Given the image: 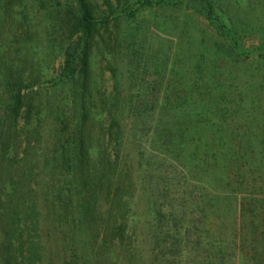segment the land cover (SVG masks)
Segmentation results:
<instances>
[{
	"label": "rangeland",
	"instance_id": "1",
	"mask_svg": "<svg viewBox=\"0 0 264 264\" xmlns=\"http://www.w3.org/2000/svg\"><path fill=\"white\" fill-rule=\"evenodd\" d=\"M260 53L264 0H0V264H250L204 164L264 149Z\"/></svg>",
	"mask_w": 264,
	"mask_h": 264
},
{
	"label": "trees",
	"instance_id": "2",
	"mask_svg": "<svg viewBox=\"0 0 264 264\" xmlns=\"http://www.w3.org/2000/svg\"><path fill=\"white\" fill-rule=\"evenodd\" d=\"M209 10L212 12L210 8ZM80 12L78 30L81 35L64 50L62 79L75 74L76 64L86 56L83 50L86 46L85 37L87 39L93 33L97 24V20L85 5H82ZM227 21L228 25L225 27L222 22H218L216 15L212 16V22L218 24L217 30L226 29L224 33H220V38L213 42L214 53L239 61L242 57H239L241 53L237 51L240 45L237 39L238 25L229 18ZM248 55L246 53V56ZM263 58L264 55L260 53L259 59ZM14 90L15 102L12 110L18 114L22 88L17 87ZM239 143L244 144L242 149L206 151L208 160L204 166L213 170L216 179L215 191L223 202L216 212L222 216L228 210L231 212L229 214L232 216L231 224H234L232 233L237 255L246 257L250 264H264V149H251L250 139ZM221 208L225 211L220 212ZM6 264L9 263L6 261Z\"/></svg>",
	"mask_w": 264,
	"mask_h": 264
}]
</instances>
